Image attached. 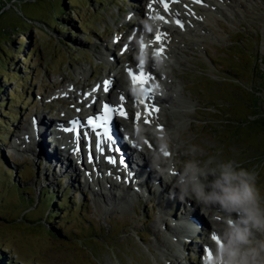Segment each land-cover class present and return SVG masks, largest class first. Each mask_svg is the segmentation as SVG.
<instances>
[{"label": "rangeland", "instance_id": "374dc122", "mask_svg": "<svg viewBox=\"0 0 264 264\" xmlns=\"http://www.w3.org/2000/svg\"><path fill=\"white\" fill-rule=\"evenodd\" d=\"M146 1L0 0L6 11L0 28H16L0 32V251L9 264H178L182 256L202 264L212 226L194 203L170 198L159 175L151 185L152 157L163 152L164 139L169 158L183 161L189 145H197L202 159L219 152L256 169L264 192V17L214 0L221 13L210 9L206 22L194 17L207 36L191 43L195 38L182 35L180 50L171 48L172 62L162 71L171 80L168 90L177 91L170 104L178 113L165 116L166 137L143 134L148 143L142 140L141 152L152 174L129 186L130 197L114 190L110 200L107 187L101 197L73 168L75 160L74 173H63L33 150V123L82 117V93L100 87L109 73L125 80L123 67L135 54L124 45L145 20ZM19 11L46 23L22 26ZM189 208L208 229L184 239L175 225Z\"/></svg>", "mask_w": 264, "mask_h": 264}, {"label": "bare ground", "instance_id": "6f19581e", "mask_svg": "<svg viewBox=\"0 0 264 264\" xmlns=\"http://www.w3.org/2000/svg\"><path fill=\"white\" fill-rule=\"evenodd\" d=\"M214 1L221 3L224 5V7L230 9L233 12L235 7L245 10L248 8L250 11H253L254 14L257 13V15L264 17V0ZM214 1L199 0V2H194V0H163V2L168 5V9L165 11L159 0H147L146 4L148 8L145 15L146 18L141 23V26L133 31L132 39L128 40L126 43L128 48L127 51H129L131 54H135V61H130L123 67L125 80L123 81L121 78H118V74H120L119 72L109 73L107 74L109 79H103L110 82V87L107 92L104 91V85L101 83L100 87L93 85L91 89L86 90L81 94L82 98L88 105L87 109L91 108L92 104L96 103L97 100L100 99L113 102L114 106H118L121 104V96L124 97V109L129 113L130 117L137 110H140L143 113L144 104L154 106L158 109V111L154 112L151 117V119L155 120V123L151 125H144L139 122L134 125L131 119L125 124L127 130L131 131V133L134 135V137L131 138L130 144L133 146L137 145V147L130 151L129 154L125 152L127 151L126 147H124V150L117 154L118 161L121 157H123L126 166H121L120 163L117 162L115 164L108 163V160H105L104 156L107 155L106 153L103 154L101 152H97L96 150L94 153H91L93 144L90 142L84 141L81 149L78 147L72 149L73 146L70 145L67 149L63 150L64 153L70 151L71 154L75 156H84L86 162H83L78 166H76V163L73 165V168L81 173L85 183H87V187L89 184L97 186L99 190V196L105 197V192L103 190L105 187H107L108 194L109 196L111 195L110 200L116 199V195L111 192L114 190L119 192L122 190L123 193H126V197H130L129 186H135L141 180V178H149L151 176L152 173L150 171L148 172V166H146L145 163L147 157L141 152L139 148V145L141 148H143L142 140H146V138L143 137V134H148L150 137L152 135L166 137L167 132L165 127L167 128V117L165 118V116L167 114L174 115V113H178L177 111H174L176 110L174 109L175 107L171 106L173 101L172 96L177 95V91H172L174 89L171 90L172 92L168 90V83L170 79H167L166 74H164V71L162 70H164L165 65L172 62L171 57L173 52H171V48L174 49V51L180 50V46L183 44L182 35L195 38V40L191 43H196L197 39L207 36L206 28L202 27L203 25H200L196 18L200 17L205 22L210 21V9H213L214 12L217 11L216 13H221L215 6ZM149 4H151V10L149 9ZM160 17H163V20L160 19ZM194 17L196 18L194 19ZM157 35L161 36V41L159 44L156 43ZM106 55H108L107 52L103 53L101 56L106 57ZM141 61H143V72L146 75L152 77V79L144 85L133 83V81H130L129 76L126 73L127 69H141L139 67ZM121 74L123 73L121 72ZM118 79H120V81ZM140 101H143L144 103L141 104L139 103ZM166 101H170L167 103L168 107H164ZM173 103L175 104V102ZM57 125V121L52 124L45 122V120H38V122L33 123V130L30 134L32 138L35 137V146L33 150H37V156L43 160L42 162L45 165H58L59 171L64 170L63 173H65L68 169L70 172L74 173V170L70 169L72 159L69 158V156L61 159V155L58 154L57 147L53 146L54 148H51V144L56 143L51 131V126L56 127ZM157 126L162 128L163 131H159ZM63 138L66 143L69 142V140L66 139L67 136L65 134H63ZM26 139H28V135L26 136ZM162 146H164L163 150L168 151L167 146ZM46 147H50L51 149ZM90 156L92 158L91 162L89 160ZM64 167H66V170L63 169ZM157 177L158 174L156 173L155 178L153 179L156 181V183L154 182V185L151 184L152 187H155V185L158 184ZM165 185L166 187L168 186L166 183ZM159 187V190L162 191V194L165 193L163 188H161L162 186L160 185ZM120 198L122 199L123 196ZM175 204L176 203L173 202V205ZM192 211V208H189V211L187 215L183 217V220L179 221V224L176 223L175 225L177 229L182 228L179 234L181 238L184 237L185 239L188 234H192L198 230H201V228L205 226V223H207L205 222L202 225V223H199L197 220V222H195L194 217L198 219L199 217H197L195 211ZM164 212H167V210H164ZM202 229L206 230L208 227ZM211 233L212 231H210L209 234L211 235ZM205 242L206 246L210 245L209 241Z\"/></svg>", "mask_w": 264, "mask_h": 264}, {"label": "clouds", "instance_id": "9594fccd", "mask_svg": "<svg viewBox=\"0 0 264 264\" xmlns=\"http://www.w3.org/2000/svg\"><path fill=\"white\" fill-rule=\"evenodd\" d=\"M159 142L167 146L169 139ZM203 154L189 145L183 161L163 152L152 157L153 168L171 186L170 198L194 203L212 226L202 264H264V192L257 186L258 171L219 152L206 159Z\"/></svg>", "mask_w": 264, "mask_h": 264}, {"label": "snow or ice", "instance_id": "6c2138e0", "mask_svg": "<svg viewBox=\"0 0 264 264\" xmlns=\"http://www.w3.org/2000/svg\"><path fill=\"white\" fill-rule=\"evenodd\" d=\"M159 2L162 4L163 8L165 9V11H167L168 9V5L166 3L163 2V0H159ZM194 2H199V0H194ZM149 9L151 10V4H149ZM160 19L163 20V17H160ZM166 22V21H165ZM161 41V36L157 35L156 36V43L159 44ZM115 42V41H114ZM162 51V49H161ZM159 54V53H158ZM139 67L142 69L143 68V61L140 62ZM128 75L131 77L133 83H137V84H147V82L149 80L152 79L151 76L146 75L143 71H140L138 73H133L131 70L128 71ZM110 87V82L109 81H105L104 82V91L107 92L109 90ZM121 100V104L118 106H110L108 104H104L103 106V116L97 118L99 120V123L95 120L90 119L88 121V124L92 127V130L95 132L97 128H103V132H97V136H103V141H101L100 139H98L96 141L95 144V148L97 152H103V149L101 147V143H107L108 148L110 151H115L116 153H120V149L114 147L116 141L114 140L113 137V130H112V124H113V116L114 115H118L120 118L124 119V120H130L133 122V124L135 125L137 122L142 123L144 125H151L153 123H155V120L151 119L152 115L154 112H157L158 109L155 108L154 106H150L148 104H144V109H143V113L140 110L135 111V113L130 117L129 113L127 111H125L124 109V105H123V101H124V97L121 96L120 97ZM139 103L143 104V101H140ZM158 130L159 131H163L162 128H160L159 126ZM65 131H68V129H65ZM145 143H148V141H145ZM151 146V145H150ZM163 153L165 156H169L170 153L166 150H163ZM91 156L89 157V160L91 162ZM108 163L111 164H115L116 163V159L113 157H108L107 158ZM119 163L121 166H126L125 165V160L123 157L120 158ZM173 175H177V173H173ZM212 238L214 240H216L217 243H219L218 237L215 234H212ZM208 251V250H206ZM209 256L211 255L210 251L208 252Z\"/></svg>", "mask_w": 264, "mask_h": 264}, {"label": "trees", "instance_id": "16d2710c", "mask_svg": "<svg viewBox=\"0 0 264 264\" xmlns=\"http://www.w3.org/2000/svg\"><path fill=\"white\" fill-rule=\"evenodd\" d=\"M4 3H13V2H15V3H20V2H22L23 3V1L24 0H2ZM37 1H40V0H37ZM34 2V1H33ZM23 4H25V3H23ZM3 9V7H1L0 6V21L4 18L3 16H4V14L6 13V11L4 10H2ZM20 13H19V15L17 16V17H19L20 19H21V21H22V23H21V25L22 26H27V25H29L30 23H28V22H36V23H41V24H45L46 23V21H44V20H36V19H34V18H29V17H26V16H24L23 15V13L21 12V11H19ZM60 14H56L54 17H53V19H55V20H60L61 19V16H59ZM59 20H58V22H59ZM55 25H56V23L53 25V27H49L50 29L51 28H54L55 27ZM8 29V27L7 26H4V27H1L0 28V32L1 33H4L6 30L5 29ZM16 28H13V29H8V31H10V32H13V30H15ZM3 42V41H2ZM1 42V43H2ZM2 51V50H1ZM3 52V51H2ZM40 164V163H39ZM13 173H16V171H13L12 173H10L11 175H13ZM12 181H13V183H14V185H16L17 186V184H16V181H15V179L13 180L12 179ZM5 255L6 254H4V253H2L1 251H0V264H9V262H8V258H6L5 257Z\"/></svg>", "mask_w": 264, "mask_h": 264}]
</instances>
